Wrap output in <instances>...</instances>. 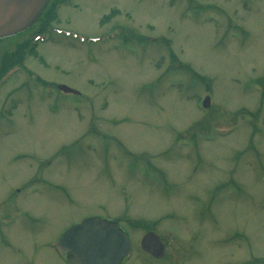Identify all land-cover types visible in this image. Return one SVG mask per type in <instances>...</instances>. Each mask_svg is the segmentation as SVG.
<instances>
[{"label": "rangeland", "instance_id": "obj_1", "mask_svg": "<svg viewBox=\"0 0 264 264\" xmlns=\"http://www.w3.org/2000/svg\"><path fill=\"white\" fill-rule=\"evenodd\" d=\"M6 63L0 264H67L90 217L129 235L122 264H264V0H48Z\"/></svg>", "mask_w": 264, "mask_h": 264}, {"label": "water", "instance_id": "obj_2", "mask_svg": "<svg viewBox=\"0 0 264 264\" xmlns=\"http://www.w3.org/2000/svg\"><path fill=\"white\" fill-rule=\"evenodd\" d=\"M46 0H0V38L24 31L36 18ZM63 94L79 95L65 86H59ZM209 99L203 102L207 108ZM56 247L67 256L68 264H121L130 254V241L118 224L90 217L65 230ZM140 249L156 260L164 256L159 238L146 234Z\"/></svg>", "mask_w": 264, "mask_h": 264}, {"label": "trees", "instance_id": "obj_3", "mask_svg": "<svg viewBox=\"0 0 264 264\" xmlns=\"http://www.w3.org/2000/svg\"><path fill=\"white\" fill-rule=\"evenodd\" d=\"M51 14H53V12L51 13ZM49 23V22H48ZM29 45V47H30V52L32 53V52H34V50H33V47H34V45H35V43H33V41H30V43L28 44ZM27 46V45H26ZM20 49H17L16 51H19ZM21 51V50H20ZM29 52V53H30ZM18 53V52H17ZM17 53H15V54H12V55H10V56H7L6 58L7 59H13V61H22V59H24L25 58V55H26V53L24 52L23 53V55H21V56H18L17 58H15L14 56L17 54ZM9 57V58H8ZM11 60H9V62H10ZM13 61H11L10 63H12ZM9 62H7V63H9ZM7 63L3 66V67H1L0 68V80L2 79V78H4L10 71H12L13 69H14V65L13 64H11V66H9V68L8 67H6V68H4L6 65H7ZM1 82V81H0Z\"/></svg>", "mask_w": 264, "mask_h": 264}, {"label": "flooded vegetation", "instance_id": "obj_4", "mask_svg": "<svg viewBox=\"0 0 264 264\" xmlns=\"http://www.w3.org/2000/svg\"><path fill=\"white\" fill-rule=\"evenodd\" d=\"M47 1L45 2L44 6L41 8L40 12L38 13V15L36 16V18L34 19V21H38L41 17L44 16V12H45V9H46V5H47ZM50 13H51V10H50ZM40 17V18H39ZM61 257V256H60ZM62 259H64L63 257H61Z\"/></svg>", "mask_w": 264, "mask_h": 264}]
</instances>
